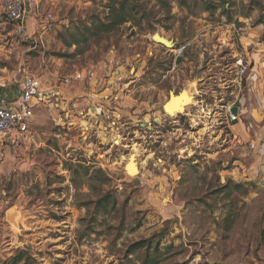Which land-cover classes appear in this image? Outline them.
Returning a JSON list of instances; mask_svg holds the SVG:
<instances>
[{
  "label": "rangeland",
  "instance_id": "obj_1",
  "mask_svg": "<svg viewBox=\"0 0 264 264\" xmlns=\"http://www.w3.org/2000/svg\"><path fill=\"white\" fill-rule=\"evenodd\" d=\"M139 1L142 27L129 21L84 40V26L107 15V1L77 0L51 46L21 42L0 18L1 82L17 75L23 48L27 73L48 65L62 77L107 66L103 95L119 96L109 105L119 116L110 110L107 128L88 138L84 127L61 129L60 141L37 126L42 144L0 140V264H13L19 250L29 264H144L145 250H130L145 239L159 243L158 264H264V112L245 111L230 123L224 108L247 93L229 82L242 45L229 42L228 30L248 22L262 30L264 0H211L214 10L204 0ZM156 33L174 48L188 43L184 56L177 59L172 46L154 40ZM111 55L120 81L111 76ZM182 91L193 103L175 117L165 115L164 100ZM86 97L73 104L84 108ZM71 146L80 161L68 156ZM131 155L139 163L135 175L127 172ZM105 195L112 201L98 206ZM11 208L19 214L17 229L7 217Z\"/></svg>",
  "mask_w": 264,
  "mask_h": 264
},
{
  "label": "built area",
  "instance_id": "obj_2",
  "mask_svg": "<svg viewBox=\"0 0 264 264\" xmlns=\"http://www.w3.org/2000/svg\"><path fill=\"white\" fill-rule=\"evenodd\" d=\"M41 3L42 0H0V18L4 16L2 20L5 21V24L12 26V35L22 37L25 34V21L27 17L38 13L41 8ZM53 19L54 14L52 12H47L44 16H42L39 24L43 29H47L52 24ZM247 30V25L230 26L228 32H230L231 40H229V42L234 43L237 39L241 44L243 34L247 32ZM174 47L175 46L173 44L172 50L174 51L176 58L179 59L184 56L189 44L186 43L177 46L176 48ZM235 51L237 52L234 62L236 77L233 82L232 80L229 82L235 84L236 87H239L242 91H244L247 86V77L252 69V66L241 51ZM108 63L109 70H111V76H117L119 81L122 80L123 76L121 72L115 69L114 56H110ZM106 69L107 66L105 70H103L100 66H95L92 68L77 70L72 74L60 77L58 83L54 85L45 84L42 79L35 74H25L22 80L21 94L16 101V107L0 105V140L2 139L5 141L2 144H5L6 146H14L19 143L23 144V142L26 139L28 140L35 131L37 132V130L34 129L36 110L38 108L48 107L49 105H52L53 108L60 109V101L63 96L62 87L69 86L73 82H84L87 84V87H89L93 97L101 94L104 90L106 78L104 73L106 72ZM244 97L245 96L240 98V103L239 100L235 99L229 105L224 107L230 123L239 122L241 120L240 117L242 113H244ZM102 100V102L93 101L91 103L92 105H88L90 110H85L84 112H81V114L86 117H92L99 120L101 116H104L106 113H110L113 110V117H118L119 114L115 111V109H113L114 107H110L112 104L114 105L119 102V96L114 95V90H112L110 94H104ZM234 107H238L237 113L232 111ZM257 109L258 108H252L249 111L252 114H256ZM108 118L111 117L109 116ZM97 125L99 124L97 123ZM81 127H84V129H80L70 123L62 128H65L66 130L68 129L69 131H77V129H80L82 131V136L85 138L90 137L91 132H94L95 129L88 127V125ZM105 128H107V126ZM98 130L99 129H95V133L98 134ZM99 133H102V131ZM249 144L251 148L256 147L255 141L250 142ZM77 151V148L73 146H71L68 151V156L73 161H80V159L77 158Z\"/></svg>",
  "mask_w": 264,
  "mask_h": 264
},
{
  "label": "crops",
  "instance_id": "obj_3",
  "mask_svg": "<svg viewBox=\"0 0 264 264\" xmlns=\"http://www.w3.org/2000/svg\"><path fill=\"white\" fill-rule=\"evenodd\" d=\"M76 1L77 0H42L40 11L27 17L25 21V34L22 36L20 41L30 43L31 40L37 39L40 41L43 40L48 44V46H51V42H56L55 38L58 36V32L62 30L65 25L68 26V9H70ZM63 11L66 13L62 14ZM47 12H52L54 14V19L49 28L43 29L39 23L41 22L42 16H44ZM247 24V35H244L241 39V44L243 45L241 52L249 61L252 69L247 77V93L244 97L245 101H247L245 104L247 103L249 106L244 105V107H242L244 108L243 112L249 111L252 108H259V110H263L264 112V39L262 38L264 35V25L261 30L259 27H252L249 22ZM8 35L9 32H7L6 36ZM57 45L61 48L60 43ZM28 48V51L33 49V47ZM17 51V55H19L18 59L20 60L17 69L18 73L16 72L17 75L14 76L13 80H11L10 74L2 77L4 82H1L0 78V105L16 107V101L22 90L23 77L28 72L24 61V52L27 50L18 48ZM0 53H5L4 46L2 44H0ZM43 54L41 53V55ZM33 74L42 79L44 78V83L48 85L58 83L60 78L58 77L57 68H50L48 65H45V67L42 68V72L39 71L38 73L37 70ZM62 92L63 96L60 101V109L53 108L52 105H49L48 107L38 108L36 110L38 113L36 112L34 129L40 130L37 126L49 128H47L49 132L45 133L44 131H41L44 137L53 135L57 140H65V138H62L64 137L65 132L62 134L61 129H65L62 127L70 123L76 127H81L85 124H93V128L96 129L106 127L105 124L107 122L106 119L109 117V112L106 113V115L101 116L99 120L92 117H86L81 114V112L89 109L88 105H92L91 103L93 101L102 102V98L104 96L103 92L93 97L89 87H87V84L84 82H73L69 86L62 87ZM78 96H87L84 100V108H77L78 105L75 104V101L73 104V100H75ZM97 123L99 125H97ZM53 129L54 131L52 132ZM260 134L264 137V128L260 131ZM41 138L42 136L40 131H35L34 134L28 140L26 139L22 145H38V142L42 144L43 140ZM73 140H75V138ZM262 149H264V138Z\"/></svg>",
  "mask_w": 264,
  "mask_h": 264
},
{
  "label": "trees",
  "instance_id": "obj_4",
  "mask_svg": "<svg viewBox=\"0 0 264 264\" xmlns=\"http://www.w3.org/2000/svg\"><path fill=\"white\" fill-rule=\"evenodd\" d=\"M106 7L108 8V13L105 18L93 19L91 25H85L84 30L86 32L85 35L82 34L84 40L90 37H97L106 33H111L124 25L129 21H133L135 26L142 27L143 19L146 16L145 8L143 4L139 0H106ZM208 3V9L214 10L215 4L211 2V0H204ZM75 37V36H74ZM74 43H67L68 46H72ZM57 56H63L64 54L56 53ZM70 167H73V164H70ZM79 170H83L85 173H89L90 167H86L84 165L76 166ZM75 169L78 172V169ZM75 172V173H76ZM97 175L106 176L105 173L99 169L95 172ZM112 201V198L105 195L97 201L98 206H104L105 202ZM170 247V246H169ZM154 248V252L150 253L151 249ZM145 250L144 255V264H158L159 263V255L160 251L159 243H157L154 247L151 239L140 240L132 244L130 253L138 252L139 250ZM26 251L19 250L17 254L12 259L13 264H19L22 260L25 259L23 264H29V259H26Z\"/></svg>",
  "mask_w": 264,
  "mask_h": 264
},
{
  "label": "bare ground",
  "instance_id": "obj_5",
  "mask_svg": "<svg viewBox=\"0 0 264 264\" xmlns=\"http://www.w3.org/2000/svg\"><path fill=\"white\" fill-rule=\"evenodd\" d=\"M156 40L164 43L167 46L172 45V42L160 33H156ZM192 103L193 96L188 91H182L180 93H171L170 96L163 102L165 115L169 117H175L178 114L183 113L186 107ZM126 164L128 165V174L135 175L139 173L140 168L139 163L136 159V155H134L133 157L130 156ZM18 216L19 214L15 208H11L7 211V217L15 229L18 228Z\"/></svg>",
  "mask_w": 264,
  "mask_h": 264
},
{
  "label": "water",
  "instance_id": "obj_6",
  "mask_svg": "<svg viewBox=\"0 0 264 264\" xmlns=\"http://www.w3.org/2000/svg\"><path fill=\"white\" fill-rule=\"evenodd\" d=\"M154 40H156V35L154 36ZM159 43L160 44H163V45H165L164 43H162V42H160L159 41ZM167 46V45H166ZM172 46V45H171ZM168 47H170V46H168ZM169 96H170V94H169ZM164 109V108H163ZM232 111L234 112V113H237L238 112V107H234L233 109H232ZM134 155H131V157H133Z\"/></svg>",
  "mask_w": 264,
  "mask_h": 264
}]
</instances>
